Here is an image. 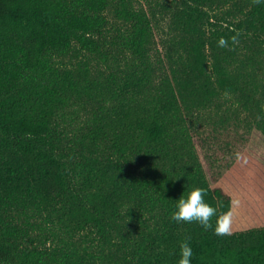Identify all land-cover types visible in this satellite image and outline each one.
<instances>
[{
  "label": "trees",
  "instance_id": "trees-1",
  "mask_svg": "<svg viewBox=\"0 0 264 264\" xmlns=\"http://www.w3.org/2000/svg\"><path fill=\"white\" fill-rule=\"evenodd\" d=\"M228 1H182L175 15L190 36L176 38L177 46L157 59L169 67L154 83L148 60L152 21L131 0H0V264L92 262L86 249L79 254L70 245L51 251L36 245L29 218L18 222L4 215L20 209L27 217V210L61 213L78 228L95 224L103 232L110 230L106 225L118 230L126 209L135 232L129 256L115 264H177L186 238L192 264H264V221L237 231L233 195L211 187L192 137L200 117L194 113L220 108L223 95H238V107L251 109L264 135V90L255 78L264 60L245 56L233 66L231 40L244 33L264 36V0H239L236 23L207 37L198 27L206 7ZM112 2L128 23L120 45L140 64L103 79L92 78L86 62L74 73L60 70L56 59L74 44L100 52L105 9ZM220 38L228 41L226 47L218 46ZM79 102L97 105L70 109ZM79 110L91 116L74 130ZM223 118L212 128L219 131ZM195 187L206 190L217 215L227 213L228 235L171 218L175 199ZM255 194L264 198L261 190Z\"/></svg>",
  "mask_w": 264,
  "mask_h": 264
},
{
  "label": "rangeland",
  "instance_id": "rangeland-1",
  "mask_svg": "<svg viewBox=\"0 0 264 264\" xmlns=\"http://www.w3.org/2000/svg\"><path fill=\"white\" fill-rule=\"evenodd\" d=\"M182 1L131 0L134 9L144 11L152 21L153 37L148 60L152 64L154 83L159 81V77L165 74L169 67L166 62H162L161 66L157 59L163 58L170 47L177 46L176 38L183 35L184 37L190 36V33L182 28L184 26L180 24V19L175 15L185 6H182ZM239 4V0H229L222 6L215 4L212 7H206L204 10L209 19L203 16V20L198 24V27L205 33L203 36L207 37L212 31L225 27L229 22L236 23V18L240 16ZM114 5L117 6L112 2L105 9L107 24L103 35L99 37L103 45L99 49L100 52L90 53L82 50L78 44H74L72 51L56 59L60 70L70 69L74 73L81 62H86L91 77L103 79L110 73L120 74L122 70L131 67L134 63L140 64L138 58L120 45L119 36L128 28V23L118 18ZM233 13L238 16L234 17ZM259 37L244 33L240 35L236 43H232L233 50L236 51L232 59L233 66L241 64L239 60L244 59L245 56L264 60V36ZM190 46L191 43H187L188 49ZM207 49L205 51L210 65L211 57ZM249 63L246 58L245 65ZM262 64L264 65V62ZM255 78L263 85V89L260 87L261 90H264V69L257 71ZM258 91L256 92L257 97L261 99L262 91ZM237 97L238 95H223L220 108L196 111L194 115H200V117L195 120L196 124L193 123L195 131L192 137L196 153L211 187L221 186L233 195L235 214L240 215H236L235 218L232 213L231 218L240 223L236 226L238 231L264 221V198L261 194L259 196L255 194V190H261L264 194V135L255 124L254 115L250 116L251 109L238 107ZM95 105L97 104L94 103L92 107H89L79 102L70 109H94ZM79 112L81 113L80 118L75 119L74 130L85 126V122L91 116L90 111L81 112L79 110ZM222 116H227V120L223 118L224 122L220 121L219 131L213 129L212 122H218ZM247 119L249 122H246ZM65 128L69 130L66 126ZM72 134L73 131L70 135ZM212 134L214 137H211ZM256 184L259 187L253 188ZM27 211L28 217L25 216L26 211L21 209L20 211H9L4 215H9L18 222L29 218L34 226L31 236L35 239L36 245L43 249L51 251L70 245L74 246L79 254H84V249H86L93 255L90 264H115L122 261L124 256H129L127 250L129 251L132 244L129 240L130 234L135 231L131 229L130 232L129 230L130 222L129 216L125 215L127 214L126 209L121 210L122 217L117 221L120 228L112 229L106 225L107 229H110L107 232H103L105 228L97 227L95 224L87 226L83 224L78 228L70 219L68 220L66 215H61V213L49 215L42 212L39 215L33 214L30 210Z\"/></svg>",
  "mask_w": 264,
  "mask_h": 264
},
{
  "label": "clouds",
  "instance_id": "clouds-1",
  "mask_svg": "<svg viewBox=\"0 0 264 264\" xmlns=\"http://www.w3.org/2000/svg\"><path fill=\"white\" fill-rule=\"evenodd\" d=\"M232 43L237 42V38H231ZM228 41L220 38L218 46L226 47ZM207 192L203 188L195 187L187 192L181 194L179 198L175 199L176 204L171 213V218L177 223H198L205 230H213L215 235L222 236L229 234L230 219L227 213L217 215L216 208L206 201ZM215 217V225L212 223V218ZM177 264H192L193 249L190 245L189 239H184L178 249Z\"/></svg>",
  "mask_w": 264,
  "mask_h": 264
}]
</instances>
